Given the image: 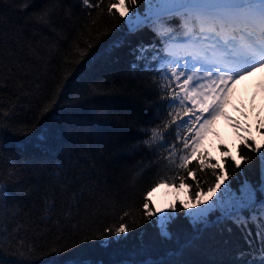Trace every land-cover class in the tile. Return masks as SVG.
<instances>
[{
	"label": "trees",
	"instance_id": "16d2710c",
	"mask_svg": "<svg viewBox=\"0 0 264 264\" xmlns=\"http://www.w3.org/2000/svg\"><path fill=\"white\" fill-rule=\"evenodd\" d=\"M46 2L55 12L51 28L42 27V22L35 23L39 19L35 10ZM63 3L74 5L70 18L63 8L56 6V0H33L31 8L23 12L20 11L22 0H0V16L4 18L0 25L4 32V40L0 42V85H5L7 81L5 86L0 87V111H14L15 119L38 121V126L33 125L35 131L31 136L15 135L25 129L16 125L15 120L5 121L0 126L5 129L2 133L4 146L7 150L37 160L67 159L70 156L69 163L74 166L70 172L82 174L79 183L67 191H62V184L49 177L47 172L35 176L29 174L25 176L24 183L11 185L8 188V203H18L20 208L18 212L8 210L15 212L8 217V227L23 225L19 235L31 251V255L24 252L28 264H48L53 258L52 248L56 247L54 241L61 233L56 228L49 231L41 222L45 193H54L49 199L53 200L59 214L63 210V201L71 200L74 193L82 192L80 217L87 214L91 219L98 214L108 217L106 222L111 223V218H118L128 211L130 216L125 219L134 231L129 233L127 240L109 248H103L98 241H94L77 249L73 246L74 242L65 240V256L103 261L104 264L163 257L168 249L176 245L162 242L157 229L144 214L143 203L145 198L149 200L150 191L160 184L185 185L187 201L193 203L197 186L191 183L192 176L188 174L192 173L201 181L199 189L203 197L209 193L207 187L214 186L216 177L221 174L236 183L234 177L239 169L235 168L232 160L245 169L248 178L255 180L258 156L260 151H264V143L253 140L240 143L236 146L235 155L225 156L221 164L199 161L197 146L207 131L201 132L199 143H193L201 123L195 119L199 106L193 104L190 97L194 95L188 87L184 88L182 79L179 82L169 81L162 75L165 71L170 73L175 66L171 61L173 53L191 42L178 41L171 29L160 30L163 38L156 41L158 62H153V67L160 68V73L140 69L132 71L129 65L133 57L129 55V47L140 41L149 45L155 37L149 28L136 35L128 34L125 21L133 11L130 0H94V3L90 0L92 7L84 6L79 0H63ZM136 7L143 12L142 0H137ZM121 13L124 15L121 16ZM117 42L123 46H114ZM82 52L86 54V59H81ZM69 76L73 80L68 89L69 96L87 89L93 81L111 80L102 90L97 89L101 94L83 97V104L72 113L71 124L68 111L62 107L42 115L44 107H51L59 84ZM153 81L167 86L166 96L178 94L186 102L171 108L157 107L160 97L153 94ZM183 91L189 93L188 98L183 96ZM118 118H122L119 123L116 122ZM185 120L188 124L180 127ZM81 128L91 129L87 140L77 136ZM26 130L32 131L31 128ZM144 131L147 136L143 135ZM42 133L46 139L37 140ZM145 139L149 140L154 155L152 152L110 150L114 144H131ZM165 141L167 144L161 147ZM185 141L189 143L188 149L183 147ZM193 147L195 151H192ZM183 156H187V160H182ZM242 156L246 158L243 161ZM182 163L184 168L180 167ZM6 164L7 161L5 172H11ZM5 179H8L7 175ZM184 204L183 201H175L168 204L165 210L171 211L175 205L179 218L171 227L181 241L192 232L184 218ZM227 227L232 228L231 233L226 230ZM249 227L255 236L256 228ZM141 232L146 251L137 254ZM247 248L240 229L228 223L205 230L201 238L185 250L180 264H239L234 259L236 251Z\"/></svg>",
	"mask_w": 264,
	"mask_h": 264
},
{
	"label": "snow or ice",
	"instance_id": "6c2138e0",
	"mask_svg": "<svg viewBox=\"0 0 264 264\" xmlns=\"http://www.w3.org/2000/svg\"><path fill=\"white\" fill-rule=\"evenodd\" d=\"M33 0H22L20 11H26L31 8ZM84 6L92 7L90 0H79ZM143 12L137 5V0H130V6L133 11L131 16L125 21L129 35H136L145 28L153 31L155 39L151 44L145 45L142 41L129 47V55L133 57L129 65L130 70L160 73V68L153 67V62H158V48L156 41L163 38L162 31L171 29L172 35H176L178 41L191 42L192 51L183 64L176 62V66L171 68V72H163L162 75L169 81H181L186 89L190 81L194 80L190 72L195 71L201 74L203 78L212 79L219 83V88L214 91L212 104L210 105L207 95L201 98L200 113L195 114V119L203 120L199 123V131L195 133L193 143H199L201 132H203L218 115L221 114L223 106L227 100V93L231 83H234L242 75H247L249 71H254L257 67H264V0H142ZM94 3V0H93ZM56 6L63 8L70 18L73 11V4L65 5L63 0H56ZM124 13H121L123 16ZM35 16L39 19L35 23L42 27L51 28L54 23L55 12L49 7L48 3L41 5L35 10ZM177 21V23H173ZM4 22L3 16H0V25ZM19 39V37L17 38ZM4 40V32L0 29V42ZM205 45L200 47V45ZM114 46L122 47L117 42ZM91 48V45H89ZM81 59H86V54L81 53ZM141 64L143 67L141 68ZM163 67V66H161ZM76 69H74V72ZM110 79L93 81L87 89L78 90L72 95H68V89L72 86L71 76L64 77L55 91V97L52 100L51 107H44L42 115H46L55 108L62 107L68 111L69 123L71 124L72 113L78 109L84 102L83 97L89 94H101L97 89L110 83ZM7 81H5L6 85ZM155 88L153 94L160 97L157 107L171 108L175 104L183 105L186 100L178 94L171 97L166 96L168 91L166 85L159 81H153ZM198 84L199 81H196ZM5 85H0L3 87ZM23 87V85L21 86ZM185 98L189 97L187 91H183ZM193 104L196 103V97H190ZM191 111V108L189 109ZM207 114V115H204ZM158 118V117H157ZM117 119V123L120 122ZM191 119V117L189 118ZM15 124L25 129L17 132L15 135L31 136L35 131L34 124L38 126V121H29L24 119H15V112L0 111V126L5 121H13ZM188 121H182L179 125L183 127ZM31 128L32 131L26 129ZM5 129L0 127V264H28L24 252L31 255L30 248L23 243V237L19 235L22 224L8 227V217L15 215L10 213L9 209L19 211L18 203L9 204L10 193L8 188L11 185H20L24 183L25 176L38 175L47 172L49 177H54L56 181L63 186L62 191L74 188L80 181V175L70 172L74 167L69 163L70 156L67 159H40L24 156L20 152H12L5 148L3 132ZM91 135V129L81 128L77 131V136L87 140ZM143 135L147 136L146 131ZM155 133H153V136ZM45 135L42 133L37 136V140L44 141ZM167 144L165 141L161 147ZM99 146V145H97ZM107 147V146H106ZM184 149L189 148L187 141L183 144ZM113 151H123L129 153L152 152L149 140H137L131 144H114L111 146ZM70 151V150H69ZM195 151V148H192ZM148 157L146 156L145 159ZM187 156L181 157L187 160ZM241 157V160H245ZM258 175L255 180L247 177L245 169L232 160L235 168L239 169L233 184L229 177L221 174L216 177L214 186L207 187V192L212 193L214 199L206 202L201 198L199 184L201 181L197 176H192L191 183H195L197 190L194 193V202L184 204V218L192 232L187 235L183 241L172 231L173 223L179 218L175 212V205L171 211L163 209L157 211L151 206V202L145 198L143 203L144 214L153 227L157 229V235L162 242H172L176 246L166 251L165 256L156 259L129 261L123 260L117 264H180V257L183 256L186 249L193 246L194 241L201 238L205 230L228 223L234 224L240 229L242 236L248 248L238 249L234 259L239 264H264V151H260ZM6 167L11 168V172H5ZM181 168L185 165L182 163ZM216 171H219L217 169ZM7 175L8 179H5ZM224 181V183H222ZM54 195L52 192H46L43 198V209L41 222L51 231L56 228L61 235L54 241L56 247L52 248V259L48 264H104L103 261H92L81 259L78 256H65L63 249L67 246L63 241L74 242V247L79 248L82 244L98 241L103 248H109L113 244H120L129 238V233L134 231L129 226L125 217L130 213L124 211L118 218H111V223L106 222L108 217L94 215L89 218L86 214L80 217V199L82 192L74 193L71 200L62 202V211L57 214L53 200L49 199ZM75 209V211H73ZM195 209V210H193ZM155 217V219H152ZM74 221V222H73ZM115 225V226H113ZM252 225L256 228L253 236ZM228 232H232L231 227H227ZM66 233V235H65ZM97 233L99 235L97 236ZM143 232L138 236L140 248L137 254L146 251L143 243ZM15 245V247H14ZM7 248V251L5 250ZM71 251V249H68Z\"/></svg>",
	"mask_w": 264,
	"mask_h": 264
},
{
	"label": "rangeland",
	"instance_id": "374dc122",
	"mask_svg": "<svg viewBox=\"0 0 264 264\" xmlns=\"http://www.w3.org/2000/svg\"><path fill=\"white\" fill-rule=\"evenodd\" d=\"M183 46L182 50L175 51L171 61L176 66L178 61L183 64L192 51V43ZM205 45H200L204 47ZM194 80L189 82L188 88L196 97L199 108L202 104L201 98L207 95L209 104H212L214 91L219 88L215 77L212 79L203 78L195 71L190 72ZM183 80V79H182ZM196 81H199L197 84ZM235 92V93H234ZM235 95L231 108L227 107L228 98ZM207 115V114H204ZM203 116L200 117L202 122ZM206 135L197 146V157L199 161H214L217 164L222 162L225 156L235 152V148L240 143H247L253 140L256 143H264V67H257L254 71H249L247 75H242L234 83H231L227 93V100L222 112L206 128ZM223 183V181H222ZM151 206L155 210H166L168 204L175 201H183L185 204H192L187 201V187H179L160 184L148 195ZM206 202L214 199L212 193L201 197ZM195 210V209H193Z\"/></svg>",
	"mask_w": 264,
	"mask_h": 264
},
{
	"label": "bare ground",
	"instance_id": "6f19581e",
	"mask_svg": "<svg viewBox=\"0 0 264 264\" xmlns=\"http://www.w3.org/2000/svg\"><path fill=\"white\" fill-rule=\"evenodd\" d=\"M235 93V92H234ZM232 101H235V95H232L228 98V101H227V107L231 108V103Z\"/></svg>",
	"mask_w": 264,
	"mask_h": 264
}]
</instances>
